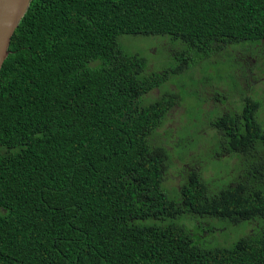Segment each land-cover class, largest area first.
I'll use <instances>...</instances> for the list:
<instances>
[{
	"label": "trees",
	"instance_id": "obj_1",
	"mask_svg": "<svg viewBox=\"0 0 264 264\" xmlns=\"http://www.w3.org/2000/svg\"><path fill=\"white\" fill-rule=\"evenodd\" d=\"M125 35L181 41L180 65L145 73ZM230 47L264 53V0H32L0 71V264H264L262 103L208 106L221 79L194 77ZM255 67L236 59L231 88L249 87ZM183 74L205 91L193 108L221 139L195 156L237 160L223 185L204 178L179 132L176 145L158 134L194 100L171 82ZM186 220L206 221L203 238ZM227 225L254 232L214 235Z\"/></svg>",
	"mask_w": 264,
	"mask_h": 264
},
{
	"label": "rangeland",
	"instance_id": "obj_2",
	"mask_svg": "<svg viewBox=\"0 0 264 264\" xmlns=\"http://www.w3.org/2000/svg\"><path fill=\"white\" fill-rule=\"evenodd\" d=\"M173 44L181 47L185 46L181 41L173 40L171 37H142V36L125 35L119 38V45L126 54L131 56L136 55L145 60V65H146L145 73L148 74L169 71L174 67L180 65L178 60L174 58V54L171 53V51L175 48ZM262 50L263 47L260 51L256 53H252V52H246L243 48L240 47L236 49L234 47H230L229 49L218 51L215 54V56L214 55L211 56V58L214 60V64L211 66L208 73L201 72L198 66L194 69L195 79L198 78L197 80H201V82L204 85H209V82H215L221 79L220 82L221 84L217 87V94L215 96H211L208 106H213L214 101L220 99L218 100L216 106H221L224 104H228V105L233 104V108L231 111H235L238 106L244 104L247 101L249 95L244 92V89L240 90V88L236 87L235 89L237 91L233 92L234 90L231 88V84H232L231 69L236 59H241L245 62L249 61L252 62L253 65H256L255 69H253V71L250 73V79H249L250 94L254 95V94L264 93V53L262 52ZM243 69L244 66H242L238 70L242 71ZM205 76L207 77V80L203 79ZM171 82L179 83L180 86L186 88L185 93H182V95L183 96L186 95L187 99L194 98V100H189L186 102L185 114L183 107L173 108L168 115V120L166 124L160 130H158V134L162 135L160 138L162 141L169 140L170 144L176 145L177 135L179 132V136L183 137L182 145L186 144L188 150L192 149L193 151H189L190 156H195L196 153L201 152L200 149L207 148L206 147L207 145L208 146L214 145L216 142L219 143L221 139L217 137L209 128H207L206 123H202V121L198 120L200 116L206 119H209L211 116L208 113H206L205 110L201 114L199 111H196L193 108L194 105H197L198 103H200L201 106H203V104L206 103L205 98L199 96L202 95L205 91L200 90L199 92L196 93L195 89L197 85L192 80H188L186 74L172 78ZM227 95L229 96L231 95L230 99H228L229 97H227ZM153 96L154 94H150V96L148 97H153ZM193 119H196V121H194ZM258 119L262 123V127L264 128V103L261 105L260 110L258 112ZM183 120L184 122L186 121L188 123L184 124L181 127ZM165 132H169V134L165 135ZM203 134L206 137H208L209 141L207 142L203 141L202 143H198L197 146L195 147L196 142L198 140V136H201ZM167 148L170 149L171 146H168ZM216 148H217V154L220 153L221 151L220 146L218 147L216 145L215 149ZM221 156L223 160L228 159V163H224L223 161L221 162L216 161L214 160L213 158L214 156L212 155H210L207 158L204 155H202V153L199 154L198 156H195L194 159H196V163H197L196 166L201 167L200 170L203 173L204 178L208 182L210 180L215 182L218 181L220 183L219 185H223L229 182L228 180L229 177H232V175L235 174V170L237 168L236 159L231 158L226 153L225 150H223ZM189 159H185V161H180L177 158L174 161L176 163H178L179 161L183 162L182 164L181 163L179 164V167L182 168V170L185 168V166L187 168L189 167V169L191 170L190 164L188 163L190 162ZM205 160L209 162V164H207ZM230 166L231 169H233L234 171H231ZM179 170H176V173L170 174V178L173 180V182L168 186L172 185L173 188L175 186L176 187L179 186V179H178ZM230 181H232V179ZM176 222L179 223V220H176ZM186 223H187L186 224L187 228L191 232V234L197 232L200 235V238L203 236V232H204L203 229L202 228L198 229L196 226L199 227L200 225L205 226L206 225L205 220L202 221L199 220L196 223H192L190 220L189 221L186 220ZM214 226H218V224L215 223ZM235 226L237 225L234 226L227 225L226 227H232V228L229 229L225 228L224 230H222V232H219V230L215 227L214 235L219 237L223 232H226L228 234L223 235V237L231 240V237H234L236 231L237 234H240L241 232L240 235H244L245 233L251 234L254 232L252 226H248L245 229L238 228L236 231H234ZM205 238L207 243L206 245L209 244V247H214L218 245L217 238H215L211 232L209 235H206Z\"/></svg>",
	"mask_w": 264,
	"mask_h": 264
},
{
	"label": "water",
	"instance_id": "obj_3",
	"mask_svg": "<svg viewBox=\"0 0 264 264\" xmlns=\"http://www.w3.org/2000/svg\"><path fill=\"white\" fill-rule=\"evenodd\" d=\"M32 0H0V71L9 55L15 30L28 11Z\"/></svg>",
	"mask_w": 264,
	"mask_h": 264
},
{
	"label": "flooded vegetation",
	"instance_id": "obj_4",
	"mask_svg": "<svg viewBox=\"0 0 264 264\" xmlns=\"http://www.w3.org/2000/svg\"><path fill=\"white\" fill-rule=\"evenodd\" d=\"M234 90V89H233ZM244 92L246 93V94H248L249 95V97H253V99H256V100H258V101H260L262 104L264 103V93H262V94H250V86L249 87H247V85H246V87L244 88ZM233 92H235V91H233ZM232 92V93H233ZM231 93V94H232ZM231 96V95H230ZM230 96L228 95V99H230ZM229 106H230V108H231V110H232V108H233V104H229ZM261 114H262V112H261ZM260 114V115H261ZM253 150V149H252ZM254 151V150H253ZM237 161V160H236Z\"/></svg>",
	"mask_w": 264,
	"mask_h": 264
}]
</instances>
